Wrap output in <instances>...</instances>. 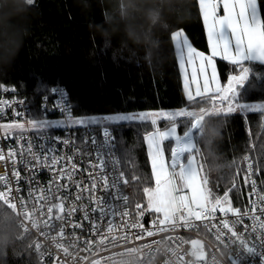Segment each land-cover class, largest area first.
I'll list each match as a JSON object with an SVG mask.
<instances>
[{
	"label": "snow or ice",
	"instance_id": "obj_1",
	"mask_svg": "<svg viewBox=\"0 0 264 264\" xmlns=\"http://www.w3.org/2000/svg\"><path fill=\"white\" fill-rule=\"evenodd\" d=\"M33 3L34 0H27L29 6ZM196 4L206 32L209 54L197 50L183 29L170 33L183 77V91L190 106L178 107L175 110H124L99 116H75L67 108L56 105L53 111H59L63 118L33 116L24 121L13 119L0 123V133H3L5 138H13L17 142L24 139L26 131L34 130L39 136L46 137L48 142H59L66 146L72 144L73 147L78 138L74 129L78 126L87 128L97 125L102 130V141H98L95 135L79 137L84 146L80 153L82 157H89V167L92 171L88 173L89 184L81 186L82 181H76V200L83 201L85 197L79 193L87 192L91 212L97 214L96 219L90 221L92 232L97 239H88L85 242L88 246L86 251L97 258V264H104L108 260L107 255L96 251L97 247L107 253L112 248L123 247L125 243L143 241L146 237L161 236L180 228L194 231L197 236L192 238L191 235H168L172 247L180 250L177 256L180 264H264V206H258L257 201L252 200L250 206L242 211L232 205L228 191H225L222 197L215 195L209 188L207 175L203 174L204 165L198 159L201 157L198 140L202 134L201 122L204 119L213 116L227 118L230 114L241 112H259L264 116V102H242L241 95V90L246 86L250 89L258 86L264 88V0H196ZM216 57L234 66L233 71L227 75L226 83H221L217 75L214 62ZM253 65L260 67L254 70ZM0 88L8 91L3 84H0ZM12 91H15V88ZM57 91L56 87L50 89L53 96ZM46 99L48 97L42 95V102ZM3 107H6V104L0 101V108ZM47 111L45 107L44 112ZM14 114L17 118L21 116L20 112ZM158 122L165 123V127L161 129ZM123 124L137 127L150 125L152 129L143 135L147 160L150 162V177L145 180L137 175L135 167L130 176L131 182L148 185L142 188L146 206L136 202L135 213L127 210L128 196L124 194V189L130 186L129 179L126 178L123 168L116 167L118 163L131 159L116 143L119 128L113 126ZM178 126H182V134L178 132ZM57 128L65 130L63 139L59 135L49 134V130ZM165 140L174 141L170 159H166V149L162 147ZM89 143L92 150L86 151ZM27 144L32 160L25 164L26 168L32 165L53 171V183L56 179L73 180L76 173L73 157H58L55 150L49 148L45 150L44 159L41 161L40 156L33 151L31 140H28ZM93 151L94 160L98 163L93 162ZM47 152L53 154L48 156ZM113 152L119 153L117 160H111ZM16 156L17 153L11 147L8 148L7 154L0 149V161L5 165L9 161L12 162L11 175L0 174V211L5 213V222L10 217L17 220L20 233L17 238L22 242L23 248L16 255L22 256L26 252L30 256L34 250L38 257L37 264H44L45 248L39 238L32 239V230L47 239L49 232L56 228L52 223L55 211L54 219L61 221L58 235L62 237L64 217L60 213L64 212L63 200L66 198L55 196L54 199L61 202L50 204L46 211L48 219H40L45 212L44 205L38 202L47 197L41 190V195L33 198L36 186L31 176L28 196L21 194V175L16 170ZM60 160H66L68 166L57 169ZM244 160L248 161L249 157L245 156ZM29 170L31 171V168ZM252 174L253 164L248 163L245 183ZM56 187L59 192L62 185L57 184ZM63 187L67 190L68 185ZM256 188V182L252 180V193H256ZM98 192L101 194L97 195ZM258 200L260 205H264V196L258 197ZM120 202L124 203V210L116 207ZM76 211L82 212L85 220L90 218L88 207L85 206L77 208L73 205L67 215L71 216ZM217 212L222 217L218 223ZM229 213L233 217L231 220L227 218ZM145 214L154 217L151 227H145L142 222ZM116 218L121 221L119 225L114 223ZM245 218L252 221L251 230L244 225L241 231L237 225L242 224ZM97 219L107 221V228L103 233L100 231L103 224L97 223ZM202 231L215 237L216 245L211 252L207 250L204 240L199 238ZM51 239L57 241L56 236ZM156 243H159V240L152 239L145 242L144 246L150 248ZM55 246L66 256H70L68 248L62 243L56 242ZM47 256L50 257L51 252H47ZM87 258L79 257L80 260Z\"/></svg>",
	"mask_w": 264,
	"mask_h": 264
},
{
	"label": "trees",
	"instance_id": "obj_2",
	"mask_svg": "<svg viewBox=\"0 0 264 264\" xmlns=\"http://www.w3.org/2000/svg\"><path fill=\"white\" fill-rule=\"evenodd\" d=\"M124 3L125 0H34L26 12L10 17L20 35L0 34V84L15 88V94L33 105H38L52 87L60 85L76 116L190 106L183 93L170 33L183 29L192 45L207 53L196 0H170L165 11L168 20L159 26L155 11L130 16ZM130 28L136 29L144 42L133 40ZM233 67L229 62H217L221 83L227 82ZM259 67L253 65L254 70ZM241 95L242 102H264V88L259 86H246ZM158 125L165 127V123ZM113 128H119L117 147L131 157L120 165L130 182L124 189L128 210L135 213L136 202L145 206L142 188L148 185L133 183L130 176L135 167L137 175L145 180L150 177L143 135L151 127L123 124ZM201 128L198 159L213 193L222 197L228 191L232 205L240 206L245 189L239 193L234 185V166L242 165L248 155L258 172L259 190L264 194V116L259 112L230 114L227 118L213 116L203 120ZM221 129L222 156H218L212 137ZM182 130L178 126L180 134ZM170 146V142L164 143L167 159ZM223 159L229 162L226 169L218 163ZM4 216L0 211V240L7 244L0 264H37L32 253L16 255L23 248L17 238L20 233L16 219L10 217L5 222Z\"/></svg>",
	"mask_w": 264,
	"mask_h": 264
},
{
	"label": "built area",
	"instance_id": "obj_3",
	"mask_svg": "<svg viewBox=\"0 0 264 264\" xmlns=\"http://www.w3.org/2000/svg\"><path fill=\"white\" fill-rule=\"evenodd\" d=\"M54 87L58 89L55 95L53 96L51 92L47 95H44L47 96L48 99L42 102L41 97L38 105H33L24 97L15 94V92L12 91L13 87L7 88L8 91H5L4 88L0 89V101L6 104V107L0 108V123H7L13 119H20L21 121H24L33 116H40L41 118H63L61 117L59 111H53L54 106L56 105H59L62 108H67L72 112V105L69 103L68 96L64 88L60 85H56ZM45 107L48 110L46 113L44 112ZM15 112H20L21 116L17 118L14 114ZM74 130L77 132L78 137L75 141V147H73L72 144L66 146L59 142H48L46 137L39 136L34 130L26 131L24 134V139L20 142H17L13 138H5L3 136V133H0V149H2L5 154H7L8 148L11 147L17 153L16 170L19 171L21 175V194L25 197L28 196L29 177L31 176L33 177V184L36 186L33 198L41 195V190H43V194L47 197V199L38 202L39 204L44 205L45 212V215L40 217V219H48L46 211L47 207L50 206V204L61 202L57 199H54L55 196L66 198L63 200V203L65 205L64 212L60 213V215L64 217V235L62 237L58 235V233L60 232L61 221H57L54 219L56 215L55 211L53 213L52 223L56 225V228L55 230L49 232V236L47 239H45L44 237H40L39 233H37L36 230H32V239L36 240L37 238H39L40 242L45 248L44 264H57L58 261L59 264H97V258L95 256H91V254L86 251L88 246L85 243L88 239H93L94 241L95 239H97L95 234L92 232L90 222L92 219H96L97 214H92L91 212V207L89 206V201L87 200V192L79 193L81 196L85 197L83 201L76 200V196L78 194L76 181H82L81 186L89 184L90 181L88 180V173L89 171H92V169L89 167V157L87 155H84L82 157L80 153V149L84 146L81 144L79 137H91L95 135L98 141H102V130L97 125H91L87 128L78 126V128ZM49 134L59 135L63 139L65 137V130L60 128L51 129L49 130ZM28 140H31L33 151L40 156L41 161H43L44 159L45 150L49 148L55 150V155H57L58 157H73L72 162L76 164V173L73 180L68 181L67 179H56L53 183V171H49L47 168L33 167L32 165H29L31 171L29 170V168H26L25 164L32 160V155L28 151ZM91 150V145L89 143L86 151ZM105 151H107V149H105ZM21 152L23 153L22 155ZM46 154L48 156H51L53 153L47 152ZM94 156L95 153L93 151V162L98 163V161L94 160ZM246 156L249 157L248 155ZM117 159V152H113V154L111 155V160ZM248 163H252L250 157L248 161H245L243 159L245 173L247 172ZM67 166L68 165L66 160H60L59 164L57 165V169ZM116 167L121 168L120 163H118ZM11 171V161H9L7 165H5L3 161H0V174H6L10 176ZM257 173L258 172L253 166V174L251 175L248 182L245 183V193H243L240 206L238 207L241 208L242 211L250 206V202L252 200H256L258 206H264L260 205L258 200V197L264 196V194L259 190ZM252 180H255L257 185L256 193H252L251 191ZM13 184H15L14 180ZM57 184L62 185L59 192H57ZM63 185H68L67 190L64 189ZM0 187H2V184H0ZM100 194L101 193L99 192L97 193V195ZM124 194H126L125 191ZM73 205H75L77 208L81 206L88 207L90 218L88 220H85L83 218V213L80 211L74 212L71 216L67 215L69 208H71ZM116 207L120 208V210H124L125 205L123 202H120L116 204ZM153 218V216H150L148 214L145 215L142 220V222L145 224V227H151V220ZM220 218L222 217L217 212V223ZM227 218L230 220L233 219L230 213L228 214ZM120 222L121 221L119 218H116L114 221V223L117 225H119ZM97 223L103 224V228L100 229V231L103 233L107 228V221H99L97 219ZM76 225H79V227H76ZM244 225H247L249 230H251L252 221L248 218H245L242 224L237 225V228L243 231ZM168 235H180L185 237L191 235L192 238H197L194 231L189 232V230L187 229L180 228L168 234H161V236L152 238L146 237L143 241H134L131 244L125 243L123 247L112 248L107 253H105L103 249L99 247L96 248V251L100 252L101 255L108 256V260L104 262V264H180V262L177 260V256L180 250L174 249L172 247L170 241L168 240ZM52 236H56L57 241L54 242L51 239ZM199 238H202L204 240L207 250L211 252L216 245L215 237L211 233H205L202 231ZM152 239H158L159 243L153 244L150 248H146L144 246L145 242H150ZM56 242L62 243L64 247H67L70 256H66V254L62 250H58L55 246ZM130 249H134V251H131ZM93 250H95V245H93ZM47 252H51L50 257L47 256ZM32 254L35 256L36 260H38L37 254L34 250ZM81 256H87L88 258L87 260H80L79 257Z\"/></svg>",
	"mask_w": 264,
	"mask_h": 264
},
{
	"label": "clouds",
	"instance_id": "obj_4",
	"mask_svg": "<svg viewBox=\"0 0 264 264\" xmlns=\"http://www.w3.org/2000/svg\"><path fill=\"white\" fill-rule=\"evenodd\" d=\"M169 3L170 0H125L123 7L130 16H135L138 13L146 14L149 10L155 11L158 14L157 25L159 26L163 25L168 20L165 11L166 5ZM27 5V0H0V34L17 37L20 35L19 29L10 23V17L15 13L26 12ZM129 31L131 32V38L133 40L144 42V37L140 36L136 29L130 28ZM147 42L151 43L150 40ZM222 138V129L217 135L212 137V143L216 146L218 156H222V153L219 150V142ZM218 163H223L224 168L222 169H226L229 165L227 159L220 160ZM222 169H219V171ZM6 251V242L0 240V257H2Z\"/></svg>",
	"mask_w": 264,
	"mask_h": 264
},
{
	"label": "rangeland",
	"instance_id": "obj_5",
	"mask_svg": "<svg viewBox=\"0 0 264 264\" xmlns=\"http://www.w3.org/2000/svg\"><path fill=\"white\" fill-rule=\"evenodd\" d=\"M246 103H260V102H246ZM242 114H246L247 112H241ZM239 114V113H237ZM205 120V119H204ZM159 126V125H158ZM152 130V129H151ZM202 130V128H201ZM171 143V146H170V149H169V158L170 159V155H171V147L174 145V142H170ZM163 148H164V144H163ZM167 159V158H166ZM242 168V172L240 171V168ZM234 176H235V186L238 190V192H242L243 189H245L246 185H245V172H244V165H243V160H242V165H235L234 166ZM145 206H146V202H145Z\"/></svg>",
	"mask_w": 264,
	"mask_h": 264
},
{
	"label": "crops",
	"instance_id": "obj_6",
	"mask_svg": "<svg viewBox=\"0 0 264 264\" xmlns=\"http://www.w3.org/2000/svg\"><path fill=\"white\" fill-rule=\"evenodd\" d=\"M200 19H201V23H202V27H203V21H202V18L200 17ZM203 31H204V34H205V39H206V43H207V36H206V32H205V30H204V28H203ZM173 47H174V44H173ZM206 55H208L209 54V52H208V49H207V53H205ZM177 61V60H176ZM218 61H223V62H227V61H224V60H222L220 57H216L215 58V60H214V62H215V64H216V68H217V62ZM177 65H178V62H177ZM178 69H179V66H178ZM179 74H180V80H181V84H182V88H183V77H182V75H181V73H180V70H179ZM189 76L191 75V71L189 70ZM217 75H218V77H219V74H218V70H217ZM193 90H194V88H193ZM183 93H184V91H183ZM184 96H185V94H184ZM185 98H186V96H185ZM187 99V98H186ZM165 142H172V141H170V140H165L164 142H163V144L165 143ZM174 142V141H173ZM163 144H162V147H163ZM146 146V145H145ZM146 151H147V148H146ZM150 163V162H149Z\"/></svg>",
	"mask_w": 264,
	"mask_h": 264
},
{
	"label": "bare ground",
	"instance_id": "obj_7",
	"mask_svg": "<svg viewBox=\"0 0 264 264\" xmlns=\"http://www.w3.org/2000/svg\"><path fill=\"white\" fill-rule=\"evenodd\" d=\"M201 124H202V122H201Z\"/></svg>",
	"mask_w": 264,
	"mask_h": 264
}]
</instances>
